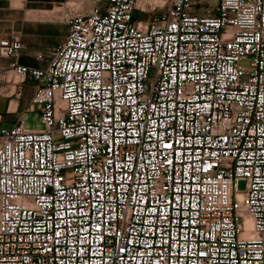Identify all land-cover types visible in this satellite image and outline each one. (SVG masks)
Here are the masks:
<instances>
[{
  "label": "built area",
  "instance_id": "obj_1",
  "mask_svg": "<svg viewBox=\"0 0 264 264\" xmlns=\"http://www.w3.org/2000/svg\"><path fill=\"white\" fill-rule=\"evenodd\" d=\"M66 20L46 67L0 68L43 124L0 128V264H264V0Z\"/></svg>",
  "mask_w": 264,
  "mask_h": 264
},
{
  "label": "crops",
  "instance_id": "obj_2",
  "mask_svg": "<svg viewBox=\"0 0 264 264\" xmlns=\"http://www.w3.org/2000/svg\"><path fill=\"white\" fill-rule=\"evenodd\" d=\"M30 2L33 0H0V38L19 34L24 44L19 58L0 56V68L9 67L14 61L46 67L55 48L66 39L69 29L64 30L57 20L48 18L46 14L49 9L29 7L27 3ZM39 52L45 54L44 60L36 58ZM9 89L4 81L0 83V128H11L21 119L33 128L30 119L38 113V108L32 104L35 82L27 80Z\"/></svg>",
  "mask_w": 264,
  "mask_h": 264
},
{
  "label": "rangeland",
  "instance_id": "obj_3",
  "mask_svg": "<svg viewBox=\"0 0 264 264\" xmlns=\"http://www.w3.org/2000/svg\"><path fill=\"white\" fill-rule=\"evenodd\" d=\"M94 0H33V2L27 3L29 7H45L49 9L46 16L48 18H53L59 22V26L65 29H69L67 23V15L76 13V12H85L88 11ZM137 18L145 19L147 17L144 13H137ZM35 115V114H34ZM30 124L32 127L42 128L43 124L40 122L39 115L32 116L30 119ZM240 190L246 189V181H239Z\"/></svg>",
  "mask_w": 264,
  "mask_h": 264
}]
</instances>
